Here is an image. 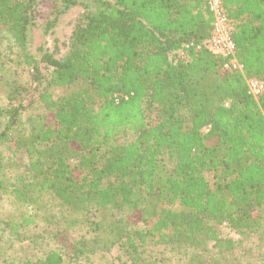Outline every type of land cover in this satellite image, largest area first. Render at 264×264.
I'll return each instance as SVG.
<instances>
[{"label":"trees","instance_id":"16d2710c","mask_svg":"<svg viewBox=\"0 0 264 264\" xmlns=\"http://www.w3.org/2000/svg\"><path fill=\"white\" fill-rule=\"evenodd\" d=\"M80 3L62 45L32 49L39 0H0V264H264V93L247 85L264 0H223L243 71L206 44L207 0H53L46 33ZM42 226L71 251L20 260Z\"/></svg>","mask_w":264,"mask_h":264},{"label":"rangeland","instance_id":"374dc122","mask_svg":"<svg viewBox=\"0 0 264 264\" xmlns=\"http://www.w3.org/2000/svg\"><path fill=\"white\" fill-rule=\"evenodd\" d=\"M84 5L85 4L80 3L69 10L60 18L59 24L54 28V30L50 33H46V17L49 16V13L53 8V0H39V11L43 14L44 17L42 16L40 19H37L38 26L34 28L31 35V48L37 49L41 46L53 47L56 42L62 45L63 41H65L70 34L72 24L84 11ZM5 94V86L0 82V103L5 102ZM12 208L13 207L11 206L7 196L0 192V210L8 211ZM49 228L43 229V226L39 227L37 230H42L43 236L38 239L25 240L23 242L18 241L13 249L14 255L18 256L20 260L34 258L36 255L40 254L41 251L48 250L50 247H57L58 249H61L62 252L66 254L69 253L74 242L77 239V236H69L62 239L61 241L55 240ZM221 234L223 237H228L235 240L241 238L238 233H236L226 225L222 227ZM112 253L115 255L116 250H114ZM116 264H118V261H116Z\"/></svg>","mask_w":264,"mask_h":264},{"label":"built area","instance_id":"2783aa9c","mask_svg":"<svg viewBox=\"0 0 264 264\" xmlns=\"http://www.w3.org/2000/svg\"><path fill=\"white\" fill-rule=\"evenodd\" d=\"M207 1L214 19L212 23V37L206 44H208L213 53L223 55L228 59L224 66L225 69L229 71H243L244 66L237 57V48L232 37L230 22L224 8L223 0ZM180 54L181 57L184 56V53L180 52ZM247 85L251 96L259 100L264 93V82L257 78H249L247 79Z\"/></svg>","mask_w":264,"mask_h":264}]
</instances>
